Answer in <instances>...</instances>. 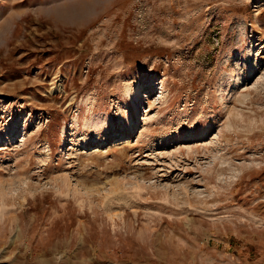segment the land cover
Listing matches in <instances>:
<instances>
[{"label": "rangeland", "instance_id": "rangeland-1", "mask_svg": "<svg viewBox=\"0 0 264 264\" xmlns=\"http://www.w3.org/2000/svg\"><path fill=\"white\" fill-rule=\"evenodd\" d=\"M0 264H264V0H0Z\"/></svg>", "mask_w": 264, "mask_h": 264}, {"label": "bare ground", "instance_id": "bare-ground-1", "mask_svg": "<svg viewBox=\"0 0 264 264\" xmlns=\"http://www.w3.org/2000/svg\"><path fill=\"white\" fill-rule=\"evenodd\" d=\"M141 95V87L140 86H137L135 87V89L133 90V96L135 97V99H138L139 96ZM137 105V104H136ZM138 107L135 106V110L136 112L138 111ZM139 112V111H138Z\"/></svg>", "mask_w": 264, "mask_h": 264}]
</instances>
